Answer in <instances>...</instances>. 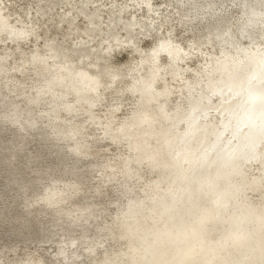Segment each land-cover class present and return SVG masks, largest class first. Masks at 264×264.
<instances>
[{
    "label": "bare ground",
    "instance_id": "obj_1",
    "mask_svg": "<svg viewBox=\"0 0 264 264\" xmlns=\"http://www.w3.org/2000/svg\"><path fill=\"white\" fill-rule=\"evenodd\" d=\"M58 1L71 29L77 16L89 25L102 14L88 11V0ZM245 1L260 3L257 12L231 0L226 23L182 44L155 27L152 0H137L155 31L149 49L138 43L136 10L118 22L122 35L112 21L97 42L79 36L64 45L39 43L49 28L10 20L0 2V264H264V122L240 126L247 97L264 94V79L249 81L264 37L239 59L217 60L233 44L219 32L222 51L200 48L219 26L238 41L234 49L246 44L236 29L251 15L264 25V3ZM121 52L131 59L115 66ZM195 53L201 64L188 76ZM15 55L22 80L6 68ZM125 77L135 89L115 88ZM242 146L253 149L224 161Z\"/></svg>",
    "mask_w": 264,
    "mask_h": 264
},
{
    "label": "rangeland",
    "instance_id": "obj_2",
    "mask_svg": "<svg viewBox=\"0 0 264 264\" xmlns=\"http://www.w3.org/2000/svg\"><path fill=\"white\" fill-rule=\"evenodd\" d=\"M49 1L50 0H0V2H2L4 6L6 5V13L8 14L9 18H11L10 20H14V21L19 20L22 22L25 21L26 23L29 20H32L33 22L39 24L42 28H46V27L49 28L48 33L40 29L41 38L39 40L40 41L39 43L44 41L45 38L52 37V38H55L56 41L61 42L64 45H70V43H72L74 40H78L79 36L91 38L92 40L94 39L93 43H95L103 37L104 35L103 31L108 28V25H110L112 21L116 23V31L119 32L120 35H122V29L120 26V24L122 23V20L124 19L123 22L127 21L130 11L136 10L137 18L140 21L139 27L141 26L140 27L141 33L138 35L139 37L138 39L140 38L141 39H140V42L138 43L144 49H149V47L151 46L150 37H153V36H150L149 33H152V35H155V31L150 30L151 31L150 32L149 30H147L149 28L146 25V21H147L146 16H148V13L146 11H143L142 8H139L138 5H137L138 7L134 6L133 3L137 0H92V1L88 0L89 1L88 6H87V8L89 9L88 11H91L92 9L97 8L98 12L102 14H100V16L94 20V21H97L96 23L94 22L88 25L87 23H85V19L81 15L77 16L78 10L74 9L73 13L75 14V16H77L76 22H75L76 25L74 29L69 28L68 24L64 21L65 18H63L65 17L64 12L67 9V6L58 0H51L53 8L49 9L47 5L49 4ZM72 1L79 4L78 1L76 0H72ZM234 1L235 3L239 1V5L241 6V8H243L246 15H248V10H253L257 12L256 10L257 6H260V3L259 5L256 4L257 6L246 4L247 1L245 0H241V1L234 0ZM126 3L128 5H126ZM262 3H264V0L261 1V4ZM152 4H153V9H155V11H151V14L155 16V19H156V20L154 19L155 27L156 28L162 27L161 31L170 30L173 38L177 42H181L182 44H185L189 39H191L193 34L201 30L209 29L215 26L216 24H218L219 22L226 23L228 21L230 13L234 12L233 6H235L231 2V0H182V1L181 0H173V1L172 0H152ZM42 6L43 8L39 9ZM240 6H237V7H240ZM119 7H123L124 12L121 16V20L116 21L115 17L118 14L116 9H118ZM27 12H31L29 16L26 15ZM71 15H72V12H71ZM236 30L238 31L237 35L240 39V42L244 44L246 43L244 46L234 49L235 46L236 47L238 46L236 45L238 41H235L234 37L230 36V31L228 28L219 26L211 34H209L206 37V40H203L204 42H201L200 48L205 52H209L212 49L209 46H211L212 43L213 44L215 43V46L218 52L222 51L221 49L224 48L223 41L216 40L215 38L216 32H219L217 34L218 36H222L223 38L227 37V40L229 42L233 44L235 43V44L234 45L230 44L231 46L228 49H231V50L228 51L227 54L220 53L217 56L218 58L217 60H222V58L224 57H227V58L234 57V58L239 59L243 56L244 52H252L253 49L256 50L258 48L257 45L261 42L260 39L264 37V25L262 24L261 21H259L258 19H255V17H253L252 15L249 16V19H247L244 25H239ZM186 46L189 47V45H186ZM31 49L32 48L30 45H25L22 47V50L26 54H29L31 52ZM194 55L192 58L188 60V63L186 65L187 67H189V71L187 72L188 76L192 75L196 69H199L200 64H201L200 61L202 57L199 56L200 54L195 53ZM18 58H19L18 55H15L14 57H10L7 60L6 68L7 70H9L10 68H12V66H14L15 67L14 77L16 79L22 80L24 75H27V73L19 70V66L16 67L14 65L16 62H18ZM130 59H131L130 55H128L126 52H121V53H117L114 56L113 63L115 66H122L126 62H128ZM225 59L226 58H224L223 61H225ZM132 83L133 82L131 81V78L125 77L121 82L115 85V88L120 89V88L126 87V88L135 89L136 86H132ZM161 83L162 81L158 82L159 85ZM126 97L128 98L129 101L132 99L131 94H127ZM123 112H127V109L124 108ZM105 143L107 144L108 141H106ZM34 144L39 145L40 141L38 139H35ZM6 176H7L6 173L0 171V193L3 190ZM12 194H16V191L14 190ZM3 228L4 230H8L9 229L8 223H5L3 225ZM33 247L34 246L31 245L29 246V249H33ZM53 250L54 248L53 249L51 248V251Z\"/></svg>",
    "mask_w": 264,
    "mask_h": 264
},
{
    "label": "water",
    "instance_id": "obj_3",
    "mask_svg": "<svg viewBox=\"0 0 264 264\" xmlns=\"http://www.w3.org/2000/svg\"><path fill=\"white\" fill-rule=\"evenodd\" d=\"M164 52L168 56H172L173 55L172 49H166ZM255 66H256L257 70H256L255 74L252 77H250V80H249L250 82L251 81L252 82H254V81L258 82V81H261L262 79H264V59H262L261 61L256 63ZM68 71H69V69L66 70V72H68ZM246 100L250 103V106H248L246 108V110L240 112V116L247 117L241 123L240 126H242L243 128L244 127H249L250 128L251 126H254L253 122H255L257 120H261V121L264 122V110L259 111L257 113H255L254 111L251 112V109H253V107H255V105H258V104L264 102V94L260 93V94L254 95V96H250V97H247ZM227 110H225L224 112H227V114H232L233 113V112H230V110H228V111ZM260 126H262V125H260ZM233 130H234L233 131L234 133H237L238 129L234 128ZM263 131H264V129L262 128L260 133L263 132ZM252 149L253 148L251 146L250 147L242 146V148L238 147L236 149H235V147L234 148H230L229 151L226 154V157L224 158V161H227V159L232 161L234 158H236V155L238 154V152L245 151V150H252Z\"/></svg>",
    "mask_w": 264,
    "mask_h": 264
}]
</instances>
